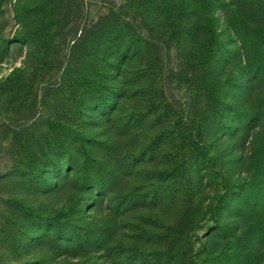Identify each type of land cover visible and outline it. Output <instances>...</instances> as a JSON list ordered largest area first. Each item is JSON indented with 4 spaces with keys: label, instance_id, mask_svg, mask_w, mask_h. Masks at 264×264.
<instances>
[{
    "label": "rangeland",
    "instance_id": "obj_1",
    "mask_svg": "<svg viewBox=\"0 0 264 264\" xmlns=\"http://www.w3.org/2000/svg\"><path fill=\"white\" fill-rule=\"evenodd\" d=\"M231 1L213 40L194 0H0V264H264V7Z\"/></svg>",
    "mask_w": 264,
    "mask_h": 264
},
{
    "label": "trees",
    "instance_id": "obj_2",
    "mask_svg": "<svg viewBox=\"0 0 264 264\" xmlns=\"http://www.w3.org/2000/svg\"><path fill=\"white\" fill-rule=\"evenodd\" d=\"M194 1L197 4L196 8L197 7L200 8V10L199 11L197 10L196 12L199 13V15L201 13H204V19H202V21H200V18L197 19L196 26L192 29L193 30L192 34H196V35L198 34L200 36L203 35V38H204V36L209 33L208 35H210L211 39H213L215 36L217 37L218 34H217L216 30L214 29L211 20L207 19V17L205 18L206 14L209 13V10H207V7L211 6V4L213 3L214 0H194ZM254 2L257 3V5L259 4V10L263 9L264 0H257V1L254 0ZM234 3H235L234 0H232L230 4H234ZM230 4L226 3L223 7H226V6L228 7ZM251 4L253 6H255L253 3H251ZM205 11H206V13H205ZM225 12H227V14H228V16L226 18L228 26L230 27V29L233 30V33L238 35V29L240 28L239 27L240 26L239 25V20H237L236 17L232 18V15H234V13H231V11H225ZM263 13H264V11H263ZM161 14H162V12H161ZM243 23H244V25L246 27L245 30H246L247 34H250L252 32L253 35H257V33L260 34V33L264 32V28L259 23L255 24V26L254 25L250 26L249 24H247V22L245 23V20H243ZM134 36H133V38H134ZM260 37L262 38V40H261L262 43H259V45H262V44L264 45V40H263L264 39V35H260ZM133 38L130 41L132 42V44L135 43L134 48H137L138 46L140 47L142 43H146L145 39L147 37L144 38V39L142 38V40H141V38L139 39V36H138V41L137 42H135V39H133ZM251 38H253V37H251ZM212 41H210L211 44L209 45V49L213 48V45H212L213 42ZM255 70H256L255 71L256 75H258L259 73H261L263 71L262 69H259L258 66H255ZM101 106H102V104L98 103L97 109L99 107H101ZM199 152L204 156V158H206V147L205 146H201L200 149H199ZM48 160H49L48 161L49 164H51V163L55 164L54 159H50L49 158ZM223 231H224L223 236L226 238L227 234H229V233H228L227 229H226V231H225V229ZM235 234H237V233H235ZM235 242H236V244H235V248L233 249V251H235L237 249L240 254L242 252H245L246 254L248 252H250V251H248V245L246 243L239 242L238 240H236ZM217 262H218V264H228L229 263V261H225L223 263H222V261H217Z\"/></svg>",
    "mask_w": 264,
    "mask_h": 264
}]
</instances>
